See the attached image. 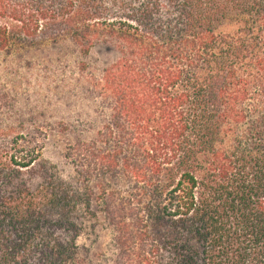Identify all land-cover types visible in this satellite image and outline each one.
I'll return each instance as SVG.
<instances>
[{"label": "trees", "instance_id": "obj_1", "mask_svg": "<svg viewBox=\"0 0 264 264\" xmlns=\"http://www.w3.org/2000/svg\"><path fill=\"white\" fill-rule=\"evenodd\" d=\"M68 39L118 52L110 117L67 149L79 184L0 122V264H93L96 201L114 264H264V0H0V50Z\"/></svg>", "mask_w": 264, "mask_h": 264}, {"label": "rangeland", "instance_id": "obj_2", "mask_svg": "<svg viewBox=\"0 0 264 264\" xmlns=\"http://www.w3.org/2000/svg\"><path fill=\"white\" fill-rule=\"evenodd\" d=\"M117 57L109 44H98L84 54L70 39L0 50V92L4 94L0 122L37 132L44 144L43 159L59 175L78 184L87 181H79L81 176L65 154L78 141L96 139L108 121L110 105L99 97L95 84ZM116 175L107 178L108 185L129 189L121 174ZM97 204L93 202L92 214L80 218L77 245L93 264H114L115 232Z\"/></svg>", "mask_w": 264, "mask_h": 264}]
</instances>
